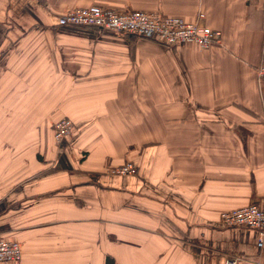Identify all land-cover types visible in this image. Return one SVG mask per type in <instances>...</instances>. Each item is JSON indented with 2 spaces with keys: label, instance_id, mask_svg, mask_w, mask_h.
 <instances>
[{
  "label": "crops",
  "instance_id": "1",
  "mask_svg": "<svg viewBox=\"0 0 264 264\" xmlns=\"http://www.w3.org/2000/svg\"><path fill=\"white\" fill-rule=\"evenodd\" d=\"M96 7L203 15L221 43L60 25ZM260 66L264 0H0V234L23 249L6 264H264L256 231L220 221L264 210Z\"/></svg>",
  "mask_w": 264,
  "mask_h": 264
},
{
  "label": "built area",
  "instance_id": "2",
  "mask_svg": "<svg viewBox=\"0 0 264 264\" xmlns=\"http://www.w3.org/2000/svg\"><path fill=\"white\" fill-rule=\"evenodd\" d=\"M205 16L189 23L182 18L169 17L160 13L118 12L103 8H77L70 10L60 20L65 27L93 28L117 35H131L138 38L156 40L170 47L195 45L202 50H210L221 43L222 34L205 26ZM257 75L264 82V66ZM73 123L63 120L54 125V137L58 144L64 143L73 132ZM109 175L133 177L138 175L137 166L127 164L111 169ZM221 224L227 228H244L258 233V248L264 247V210L257 205L227 212L221 216ZM23 258L22 245L6 240L0 234V264L19 263ZM226 264H239L238 259H229Z\"/></svg>",
  "mask_w": 264,
  "mask_h": 264
},
{
  "label": "trees",
  "instance_id": "3",
  "mask_svg": "<svg viewBox=\"0 0 264 264\" xmlns=\"http://www.w3.org/2000/svg\"><path fill=\"white\" fill-rule=\"evenodd\" d=\"M106 264H115V262L112 259H108Z\"/></svg>",
  "mask_w": 264,
  "mask_h": 264
},
{
  "label": "rangeland",
  "instance_id": "4",
  "mask_svg": "<svg viewBox=\"0 0 264 264\" xmlns=\"http://www.w3.org/2000/svg\"><path fill=\"white\" fill-rule=\"evenodd\" d=\"M110 170H111V169H110ZM110 170H109V171H110Z\"/></svg>",
  "mask_w": 264,
  "mask_h": 264
}]
</instances>
